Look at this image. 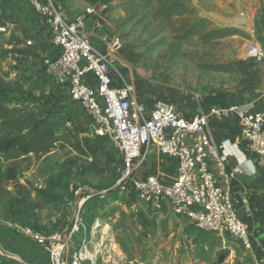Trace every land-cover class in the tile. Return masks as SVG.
<instances>
[{
	"label": "rangeland",
	"instance_id": "374dc122",
	"mask_svg": "<svg viewBox=\"0 0 264 264\" xmlns=\"http://www.w3.org/2000/svg\"><path fill=\"white\" fill-rule=\"evenodd\" d=\"M104 1L127 68L117 65L143 99L169 94L182 97V107L191 103L203 107L212 104V97L240 96L241 102L253 97V71L261 64L248 59L246 51L249 42L264 48V0ZM1 22L6 24L0 26V83L17 90L16 98L27 93L45 99L58 96L64 105L55 108L52 126L57 132L71 131L49 154H29L13 162L0 157V220L23 214L13 205L21 196L17 182L25 186L20 191L25 190L28 200L26 218L14 219L48 233L63 231L71 205L82 202L86 238L93 246L102 245L97 264H264L263 246L251 252L215 234L211 236L220 238L219 244L212 246L210 233L200 234L167 207L149 208L135 196L128 204L121 157L109 142L105 141L106 153L79 150L84 137L97 143V136L67 88H60L46 73V60L52 56L53 61L58 54L41 19L24 0H0ZM224 27L235 31L225 37L207 36ZM259 102L263 105L264 97ZM8 168L18 180L12 179L14 173L7 179ZM254 176L257 196L264 203V164ZM82 239L77 236L75 246Z\"/></svg>",
	"mask_w": 264,
	"mask_h": 264
},
{
	"label": "built area",
	"instance_id": "2783aa9c",
	"mask_svg": "<svg viewBox=\"0 0 264 264\" xmlns=\"http://www.w3.org/2000/svg\"><path fill=\"white\" fill-rule=\"evenodd\" d=\"M24 1L47 25L50 45L58 54L55 60L52 56L46 60L47 75L56 85L68 88L70 97L90 118L95 135L105 138L120 155L122 190L133 192L149 208L167 207L196 227L233 239L254 252L250 230L238 213L231 179L237 174L254 176L264 164V102L260 105L259 100L250 99L214 104L194 113L181 112L175 104L162 100L149 103L117 65L127 68L120 53L121 39L115 34L107 51L101 52L85 37L87 16L99 13L96 5H89L70 20L54 0ZM246 57L264 64L263 46L249 42ZM229 117L237 119L244 146L229 138L214 140L210 122ZM151 147L176 158L178 173L171 184L154 175L135 177ZM230 158L236 166L228 173ZM81 205H71L63 231L48 233L24 224H8L41 246L51 264H97L102 245L93 246L87 240ZM77 236L83 239L75 246Z\"/></svg>",
	"mask_w": 264,
	"mask_h": 264
},
{
	"label": "trees",
	"instance_id": "16d2710c",
	"mask_svg": "<svg viewBox=\"0 0 264 264\" xmlns=\"http://www.w3.org/2000/svg\"><path fill=\"white\" fill-rule=\"evenodd\" d=\"M12 20V14L10 15ZM1 27H5L6 22L0 23ZM26 34L27 31L23 30ZM235 30L230 27L214 29L207 34L209 37L218 38L225 37L232 34ZM36 38V37H35ZM38 39V38H37ZM18 93L17 90H11L9 87L0 83V157H5L11 152H16L19 156H25L34 154L36 156L46 155L53 152L64 144V140H67L70 129L62 132H57L52 126L50 117L55 113V108L58 105H64L63 100H57L56 95L52 94L44 98L42 95L35 94H24L18 98L14 95ZM147 102L153 103L157 100H162L171 104L181 106L183 98L180 96H171L163 94V97L150 99ZM242 100L240 96H226L225 98H211L209 101L217 105H228L231 103H238ZM185 101V100H184ZM208 101V100H207ZM62 103V104H61ZM48 104H51L50 108H47ZM80 133L83 131H79ZM84 145H81L79 150L81 153H98L105 152V141L103 137L97 136V143L91 142L88 137H84ZM93 143V145H90ZM106 153V152H105ZM118 153V152H117ZM13 168H8L6 176L10 179V174ZM13 180H18L17 173H14ZM16 188L20 193V197L13 202L14 207H20L23 214L18 217L8 218L10 221L0 220V264H51L49 255L44 249L34 242L31 238L20 233L17 228L12 224H24L31 226L35 229H42L35 225H30L22 220L14 219L26 218V203L27 195L25 189L20 183L16 182ZM45 193V191H42ZM127 203L131 204L132 199L136 195L133 192L128 193ZM137 198V197H136ZM16 214V213H14ZM193 225V224H192ZM197 228V231L202 233H210L208 237L212 242V246L218 245L220 238L217 236H211L212 234L217 235L213 232L202 230L195 225L191 226Z\"/></svg>",
	"mask_w": 264,
	"mask_h": 264
},
{
	"label": "crops",
	"instance_id": "0c3cea01",
	"mask_svg": "<svg viewBox=\"0 0 264 264\" xmlns=\"http://www.w3.org/2000/svg\"><path fill=\"white\" fill-rule=\"evenodd\" d=\"M54 1L58 5L59 9L62 10L70 20H73L77 15L84 13L89 5H96L99 9V13L87 16L86 26L83 32L85 37L92 45L97 47L101 52L107 51V43L114 38L116 33L106 16L107 14L105 13V9L109 6L108 4H104V0ZM40 25L45 27V35L49 39L47 25L44 24V22H41ZM253 72L255 78L254 81L256 82L254 87L256 88H253L254 95L250 99H261L262 101L264 97V95H262L264 93V64L255 67ZM59 87L61 88V86ZM66 91L69 92L68 88ZM71 100L72 102L78 104L73 99ZM211 105H214V103ZM176 106L181 112L194 113L195 111L199 110V108L206 110L210 105L205 106L204 104L202 107L200 104L191 103L185 105V107L178 105ZM78 108L82 109L81 106H78ZM210 131L216 142H220L226 138H229L241 142V144L244 146L241 129L235 117L214 118L210 122ZM25 157L26 155L19 156L16 152H11L5 156V158H8L9 162H13ZM235 166V159L230 158L226 164V172L231 173ZM177 173L178 162L176 158L167 154H162L156 147H151L149 148L145 159L139 165V168L135 173V177L141 179L148 175H154L157 176L164 184H171L177 177ZM257 179V176L249 174H237L231 179L232 191L235 197L239 216L246 222L250 230L254 241L255 250L259 246L264 247V203L261 202L257 196ZM256 255H258V251Z\"/></svg>",
	"mask_w": 264,
	"mask_h": 264
},
{
	"label": "bare ground",
	"instance_id": "6f19581e",
	"mask_svg": "<svg viewBox=\"0 0 264 264\" xmlns=\"http://www.w3.org/2000/svg\"><path fill=\"white\" fill-rule=\"evenodd\" d=\"M108 229V228H107Z\"/></svg>",
	"mask_w": 264,
	"mask_h": 264
}]
</instances>
